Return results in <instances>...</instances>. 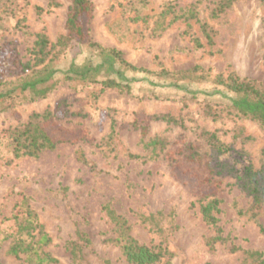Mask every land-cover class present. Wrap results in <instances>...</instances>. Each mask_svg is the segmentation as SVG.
Here are the masks:
<instances>
[{"label": "rangeland", "instance_id": "obj_1", "mask_svg": "<svg viewBox=\"0 0 264 264\" xmlns=\"http://www.w3.org/2000/svg\"><path fill=\"white\" fill-rule=\"evenodd\" d=\"M49 1L0 0V61L17 56L32 63L31 50L42 33L55 44L51 55L59 69L45 96L18 95L0 111V222L27 197L51 236L46 250L58 264H74L65 249L68 240L81 245L79 264H128L113 240L106 206L126 221L139 243L166 247L172 253L169 264H242L245 250H259L264 258V201L259 208L252 205V195L236 182L247 164L264 172V129L237 114L232 94L212 82L216 74L234 71L264 87V2L235 0L213 15L220 0H90L85 30L91 40L120 50L125 60L149 71L127 74L130 87L124 89L66 78L71 63L87 60L92 49L65 38L70 0H55L56 6ZM191 4L196 17L169 23ZM162 70L167 73L159 75ZM26 74L7 71L0 81ZM47 108L61 127L53 133L63 139L37 156L13 157L2 133ZM206 131L215 132L231 151L216 155ZM155 136L165 149L193 144L200 162L179 156L173 168L163 151L148 158L151 146L145 143ZM205 177L221 181L217 216L227 239L213 248L206 238L214 230L202 219L201 190L195 186ZM8 245L9 239L0 242V264H28L8 253Z\"/></svg>", "mask_w": 264, "mask_h": 264}, {"label": "trees", "instance_id": "obj_2", "mask_svg": "<svg viewBox=\"0 0 264 264\" xmlns=\"http://www.w3.org/2000/svg\"><path fill=\"white\" fill-rule=\"evenodd\" d=\"M235 0H220L215 12H222ZM264 2V0H261ZM48 5L56 6L55 0H50ZM194 4H191L186 11H180L169 21L181 18L196 17ZM37 11L43 8L35 6ZM93 4L90 0H70L65 27L67 33L65 38L68 41L84 44L92 49V55L87 60L71 65L66 69V78L77 80L84 84L99 83L104 87H117L128 89L130 87L129 73H145L146 68L136 66L125 60L120 50L110 47H103L91 40L85 30V24L92 17ZM202 32L209 43L212 42L211 35L205 24H201ZM55 44L51 43L45 34H38L31 50L32 63H22L17 56L13 58L4 57L0 61V77L19 69L20 72L27 71V74L19 80L3 82L0 81V111L7 109L12 104L13 97L28 93L31 98L43 97L55 85V75L59 71L53 64L54 55L51 50ZM165 70L159 75L166 74ZM208 74V73H207ZM206 76V75H205ZM208 76V75H207ZM212 82L222 86L232 94L231 107L237 114L257 121L264 129V87L256 80L240 77L234 71L218 73L212 78ZM151 119H166L168 122H175L172 117H160L153 115ZM54 128L61 127L56 123L54 114L50 109L42 112H33L29 119L21 127L5 130L2 139L7 142L9 152L13 157L37 156L44 149H51L63 138L53 133ZM141 134L146 133V125L141 127ZM207 143L214 149L216 155L226 154L231 148L220 142L215 132L206 131L203 133ZM151 146L148 158H157L163 151L164 158L173 168L179 165V156L191 162H200L201 156L195 150L193 144H185L174 149H165V142L158 136L149 138L145 143ZM159 146V151L156 148ZM186 150V151H185ZM130 158H146L145 155L129 153ZM236 182L244 188L253 198V204L257 208L264 201V172L254 169L251 164L243 167ZM199 188L197 202L203 221L210 225L214 234L206 238V245L213 248L216 242H224L227 236L222 235L221 226L218 224L217 214L221 211L220 198L217 197V189L221 186L220 180L205 177L195 182ZM106 214L114 224L116 236L114 241L119 244L121 253L128 264H156L162 262L169 264L172 253L163 246H150L139 243L130 233V226L126 221L109 207H105ZM242 211L239 210L238 213ZM153 215L151 214L150 217ZM80 238H83L79 236ZM9 239L7 252L16 258H23L28 264H58L46 247L52 239L43 225L38 221L37 213L30 207L27 197H20L13 206V214L2 218L0 222V242ZM88 242L87 239H84ZM65 249L69 252L71 261L79 264L83 260L81 245L77 240L65 242ZM235 245L231 250H237ZM242 264H264L262 252L259 250H245Z\"/></svg>", "mask_w": 264, "mask_h": 264}]
</instances>
